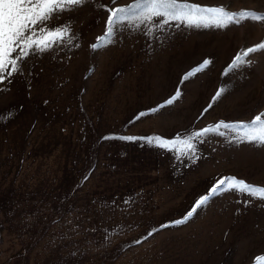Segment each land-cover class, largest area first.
Segmentation results:
<instances>
[{"label":"rangeland","instance_id":"obj_1","mask_svg":"<svg viewBox=\"0 0 264 264\" xmlns=\"http://www.w3.org/2000/svg\"><path fill=\"white\" fill-rule=\"evenodd\" d=\"M134 2L87 0L53 16L48 26L67 25L65 39L0 84V264H264V199L217 193L173 223L221 177L264 186V144L209 133L181 155L183 145L143 139H183L264 113V50L229 68L264 42V20L126 22L93 49L104 6ZM179 2L264 15V0Z\"/></svg>","mask_w":264,"mask_h":264},{"label":"snow or ice","instance_id":"obj_2","mask_svg":"<svg viewBox=\"0 0 264 264\" xmlns=\"http://www.w3.org/2000/svg\"><path fill=\"white\" fill-rule=\"evenodd\" d=\"M112 2L115 3L116 0H112ZM85 3H87V0H0V84H3L6 80L10 81V78L15 74H20L22 70L21 61H24L30 54L47 51L53 44L62 42L65 39L68 32L67 25L48 26V22L53 16L83 6ZM104 8L109 13L105 33L97 38V43L91 45L93 49L105 46V42H111L118 27L126 22L144 24L145 21H155L158 24L159 19H162L164 24L175 21L178 24H186L188 27L225 28L232 23L239 24L241 21L237 17L244 20H264V15L247 10L231 13L226 11L223 6L208 7L187 2L181 3L179 0H135L134 3L127 6L110 8L105 5ZM37 30L40 33L38 40L34 39ZM259 50H264V42L247 48L242 54H237L230 63L229 68L238 69L250 63L245 58ZM208 64H210V61L205 59L203 66ZM191 75L192 73L187 74L184 79H189ZM223 92V89L216 91L213 96V103L221 97ZM179 95L180 93L177 92L159 108L173 104ZM211 107L212 104L210 103L208 108ZM208 108H205L204 111H208ZM157 110L154 108L150 111L156 112ZM144 115L143 112L138 113L136 118L139 119ZM228 131L237 134L242 132L240 139L244 142L264 144V113L256 115L250 122L240 121L230 124L220 121L214 126L193 132L183 139L179 135L171 140L162 137H144L143 139L148 143L159 141L157 146L160 147H168L170 144L174 146L177 144L183 145L180 154L185 155L189 152H195L194 140L200 139L209 133L223 136ZM121 139L131 141L137 138L125 136ZM233 191L244 193L249 198L264 199V186L251 185L247 181L236 177H221L213 182L206 194L201 195L195 201L193 207L182 219L173 223L177 225L186 223L198 209L203 207L217 193ZM247 202L246 200L245 203ZM153 231L155 229L148 232L145 239L151 236ZM136 242L140 243V241ZM256 260H264V256L257 257Z\"/></svg>","mask_w":264,"mask_h":264}]
</instances>
